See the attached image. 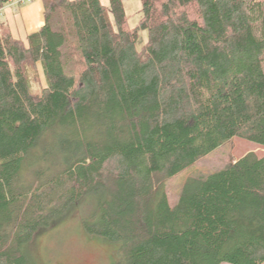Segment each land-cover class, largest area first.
<instances>
[{
  "label": "trees",
  "instance_id": "trees-1",
  "mask_svg": "<svg viewBox=\"0 0 264 264\" xmlns=\"http://www.w3.org/2000/svg\"><path fill=\"white\" fill-rule=\"evenodd\" d=\"M102 1L43 0L27 45L0 33V264H33L37 233L89 201L114 264H264V154L175 206L158 185L234 138L264 150V0H141L134 29Z\"/></svg>",
  "mask_w": 264,
  "mask_h": 264
},
{
  "label": "rangeland",
  "instance_id": "rangeland-1",
  "mask_svg": "<svg viewBox=\"0 0 264 264\" xmlns=\"http://www.w3.org/2000/svg\"><path fill=\"white\" fill-rule=\"evenodd\" d=\"M102 2L109 6L108 0ZM122 2L130 27L133 29L138 27L142 17V1L122 0ZM1 24L0 22V26ZM0 33L9 34L2 27ZM148 41V30H138L137 48L142 49ZM41 81L44 85V80ZM249 153L261 156L264 150L255 143L234 138L180 174L168 179L158 177L157 181L163 180L158 182V185L165 183L169 203L175 206L189 179L206 177L223 170ZM94 206L95 202L89 201L69 207L67 212L50 227L40 230L26 250L33 264H114L117 245L106 242L98 236L89 235L83 227V221L92 216Z\"/></svg>",
  "mask_w": 264,
  "mask_h": 264
},
{
  "label": "crops",
  "instance_id": "crops-1",
  "mask_svg": "<svg viewBox=\"0 0 264 264\" xmlns=\"http://www.w3.org/2000/svg\"><path fill=\"white\" fill-rule=\"evenodd\" d=\"M1 23L2 29L27 45L28 36L39 31L45 23L43 0H32L31 3L6 8Z\"/></svg>",
  "mask_w": 264,
  "mask_h": 264
},
{
  "label": "built area",
  "instance_id": "built-area-1",
  "mask_svg": "<svg viewBox=\"0 0 264 264\" xmlns=\"http://www.w3.org/2000/svg\"><path fill=\"white\" fill-rule=\"evenodd\" d=\"M32 0H9L8 3L0 8V19H3L4 18V11L6 8L8 7H17V6H20V5H23V4H26V3H31ZM1 22V20H0Z\"/></svg>",
  "mask_w": 264,
  "mask_h": 264
}]
</instances>
